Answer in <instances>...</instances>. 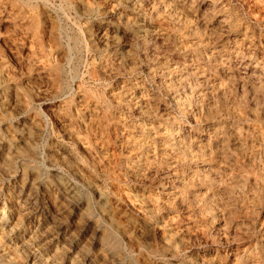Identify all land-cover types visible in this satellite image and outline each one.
<instances>
[{
	"label": "rangeland",
	"instance_id": "obj_1",
	"mask_svg": "<svg viewBox=\"0 0 264 264\" xmlns=\"http://www.w3.org/2000/svg\"><path fill=\"white\" fill-rule=\"evenodd\" d=\"M0 206L15 264H264V0H0Z\"/></svg>",
	"mask_w": 264,
	"mask_h": 264
},
{
	"label": "bare ground",
	"instance_id": "obj_2",
	"mask_svg": "<svg viewBox=\"0 0 264 264\" xmlns=\"http://www.w3.org/2000/svg\"><path fill=\"white\" fill-rule=\"evenodd\" d=\"M105 8H106V10L104 12L103 22H101L97 26V30L95 32H97V34H100V36L104 37L105 40H107L108 42L117 43L118 41H117V38L115 37L116 34L113 35V36H110L109 34L114 32V29L116 30V28H117V30L114 33L117 32V35H118L117 37L121 38V37H125L126 34L129 32V30H128L127 27L118 26L117 23L113 20L112 14H113L114 11H116L117 8H115V5L113 4L112 1H107ZM153 27H154V24L151 23V22L137 26L138 29H142V28L149 29V28H153ZM1 145H2L3 149L5 151H7L8 153H11L13 151L12 150V144H10L8 142L4 143L2 141ZM31 174H32V176H34L32 171H31ZM55 174L57 175L58 172H56ZM58 186H59V189L61 190V192L63 193V195H68V196L75 195V189L73 187V184L70 183L69 181H59L58 182ZM43 189H44L43 193H44V195H45V197H46V199H47V201L49 203L48 205L50 206L51 211H55L56 213L61 212L60 210H63V207H62L63 206L62 205V200H63L62 198L63 197L56 195V193L53 192L52 189L49 186H45ZM40 212L42 213L43 209H41ZM5 226H6L5 223L2 221V219H0V264H15V259L12 257V254H11V248L9 249L7 247V243L10 242L11 236L5 230ZM21 237H22V235H21Z\"/></svg>",
	"mask_w": 264,
	"mask_h": 264
}]
</instances>
